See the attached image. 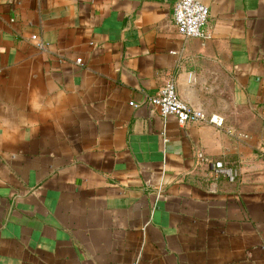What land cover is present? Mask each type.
Segmentation results:
<instances>
[{"label":"crops","instance_id":"0c3cea01","mask_svg":"<svg viewBox=\"0 0 264 264\" xmlns=\"http://www.w3.org/2000/svg\"><path fill=\"white\" fill-rule=\"evenodd\" d=\"M176 1L0 0V264H264V0Z\"/></svg>","mask_w":264,"mask_h":264},{"label":"built area","instance_id":"2783aa9c","mask_svg":"<svg viewBox=\"0 0 264 264\" xmlns=\"http://www.w3.org/2000/svg\"><path fill=\"white\" fill-rule=\"evenodd\" d=\"M209 19V9L201 0H177L174 7V20L179 31L186 37H208L206 25ZM32 39L38 40L37 35ZM43 46V43H39ZM151 104L157 106L164 116L174 115L180 124L189 122H208L217 127L224 125V118L219 114L208 115L204 111L187 103L177 93L173 79L167 81L159 91L149 97ZM131 105H135L132 101ZM217 174L223 173L233 178L231 169L219 162L215 166Z\"/></svg>","mask_w":264,"mask_h":264},{"label":"rangeland","instance_id":"374dc122","mask_svg":"<svg viewBox=\"0 0 264 264\" xmlns=\"http://www.w3.org/2000/svg\"><path fill=\"white\" fill-rule=\"evenodd\" d=\"M230 179H232L231 177H229Z\"/></svg>","mask_w":264,"mask_h":264}]
</instances>
